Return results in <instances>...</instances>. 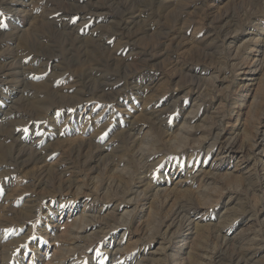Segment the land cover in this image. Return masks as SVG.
<instances>
[{"label": "rangeland", "instance_id": "374dc122", "mask_svg": "<svg viewBox=\"0 0 264 264\" xmlns=\"http://www.w3.org/2000/svg\"><path fill=\"white\" fill-rule=\"evenodd\" d=\"M0 264H264V0H0Z\"/></svg>", "mask_w": 264, "mask_h": 264}, {"label": "bare ground", "instance_id": "6f19581e", "mask_svg": "<svg viewBox=\"0 0 264 264\" xmlns=\"http://www.w3.org/2000/svg\"><path fill=\"white\" fill-rule=\"evenodd\" d=\"M218 24H219V23H218ZM25 75H26V74H25ZM4 79H5V78H4ZM14 81H15V80H14ZM21 94H22V93H21ZM3 112H4V111H3ZM5 114H6V113H5ZM215 136H216V135H215ZM213 138H214V137H213ZM34 141H35V140H34ZM28 143H29V142H28ZM32 155H33V154H32ZM32 155H31V156H32ZM14 162H15V161H14ZM184 208H185V207H184ZM187 219H188V218H187Z\"/></svg>", "mask_w": 264, "mask_h": 264}]
</instances>
